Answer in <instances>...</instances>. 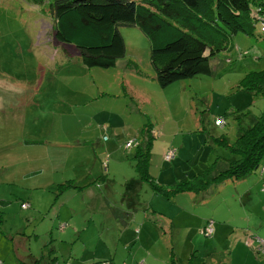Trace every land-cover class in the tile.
<instances>
[{"label": "rangeland", "instance_id": "374dc122", "mask_svg": "<svg viewBox=\"0 0 264 264\" xmlns=\"http://www.w3.org/2000/svg\"><path fill=\"white\" fill-rule=\"evenodd\" d=\"M53 2L0 0V264L3 258L4 264H79L94 249L86 264H108L100 253L102 231L117 264H172L171 251L178 264H264V254L236 227L245 206L264 218V155L245 177L194 190L205 204L190 208H202L205 221L200 226L188 212L178 216L175 239L167 230L172 246L161 231L129 249L115 239L147 122L154 134L149 176L129 188L138 191L130 195L142 208L156 205L171 215L159 184L167 189L163 184L210 177L236 158L228 143L264 105V86L255 91L244 81L264 71L258 26L229 35L226 48L211 56L210 73L161 86L149 39L136 25L118 26L125 51L114 65L87 66L73 44L57 39ZM168 151L174 153L166 159ZM254 181V190L242 193ZM178 201L187 210L188 197ZM208 222L209 234L203 232ZM30 253L39 260L32 262Z\"/></svg>", "mask_w": 264, "mask_h": 264}, {"label": "trees", "instance_id": "16d2710c", "mask_svg": "<svg viewBox=\"0 0 264 264\" xmlns=\"http://www.w3.org/2000/svg\"><path fill=\"white\" fill-rule=\"evenodd\" d=\"M260 1L264 4V0ZM259 4L254 0H54L51 12L57 39L73 44L87 66L114 65L125 51L118 26L136 25L149 39L155 77L165 86L197 73H210L211 56L226 48L231 34L252 33L257 25L264 37L261 28L264 10H258L264 7ZM244 81L249 88L259 91L264 86V71L251 72ZM141 132L146 135L136 144L133 154L137 176L129 178L126 189L149 176L147 168L154 138L151 123L147 122ZM221 139L224 136L218 140ZM228 146L236 153V158L227 161L214 175L178 180L173 187L166 186L167 189L159 184V191L168 195L201 191L213 182L243 178L257 168L264 155V105L250 125L238 128L235 139ZM263 170L264 165L261 172ZM262 187L264 190V182ZM248 239L254 240V237ZM170 258L172 264H176L175 257L171 255ZM38 260L35 257L33 261Z\"/></svg>", "mask_w": 264, "mask_h": 264}, {"label": "crops", "instance_id": "0c3cea01", "mask_svg": "<svg viewBox=\"0 0 264 264\" xmlns=\"http://www.w3.org/2000/svg\"><path fill=\"white\" fill-rule=\"evenodd\" d=\"M76 52L78 53V51ZM154 131L155 130H153V132ZM255 184H256V181H254L248 188L243 189L242 193L250 194L254 190V188L253 189L251 188ZM163 185L167 186L168 188L173 187V184H163ZM134 192L136 193L138 192L136 191V188H134V190L126 189L125 195L127 199L125 198L126 200H124V203H125V207L123 209L124 217L120 218L121 227H118V236L115 237L116 240L117 239L121 240L122 244L125 245L128 249L131 243L137 242L139 244H143L145 241L149 239L150 236H154L157 238L159 235V231H161L160 235L162 239L165 241L167 247L172 246L171 238H170V235L167 233V230L168 228L172 229L173 237L175 239L178 229L182 227V225L178 223L177 220L179 219H177V217L180 216L182 213L188 212L189 215H194L196 217L193 220L194 224L199 223L201 226L205 221L204 216H206V214H205V211L202 210V208L200 211H197L194 213L192 212L190 208V204H193L194 207L205 204V201H204L205 199L203 195H194L192 191L175 192L170 195L165 194L164 192H161L162 196L165 195L167 197L166 198L167 206L169 205L170 212H171V215H168V214H165V209H161L157 207L156 205H150V207L142 208L143 205H142L141 200L138 199L137 197H131L130 194ZM242 193L241 191H237L236 197L239 198V202L243 201L241 197ZM181 195H186L188 197L189 204H187V210H186V207H182L178 201ZM247 200L249 202L253 201V197L248 195ZM139 203H141L140 207H138ZM244 208H247V211L244 210V213L247 212L246 214L247 216L243 215L239 217L241 218V221L243 222V224L236 222L238 233H240L237 236H240V237L247 236V239H248L250 236L251 237L258 236L257 232L263 234L262 236H264V232H260V231H264V223H263L264 218L258 217L255 214V212L251 209L252 208L251 205H250V208H248L247 206H245ZM59 212L60 211L58 209L57 210L58 215H59ZM160 214L164 215L165 218H162ZM216 225H218V223ZM240 226H244V227H240ZM98 240L100 241V246L105 247L104 250L102 249L100 251V253H103L104 256H107L105 257L106 258L105 261H107V263L108 261H110L108 264H117L118 259L115 256L116 251L109 248L107 244L109 242V238L105 237V234L103 233V231L100 232L98 236ZM249 241L252 243L253 239H249ZM94 244L97 247V245H99V242L96 241ZM84 252H85V249H84ZM95 252H96V249H94L93 251H90L88 256L83 255L82 262L81 263L76 262V263L86 264V262H90L89 260L95 254ZM177 254L174 253L173 251H171L170 253V255L175 257L176 264H178L177 261L179 262ZM127 255H131V252L129 251ZM20 257L22 258V261H24L23 255H20ZM29 257L31 258V261L34 262L33 260L35 256L33 255V253H30ZM2 260L4 264L6 261V258H3Z\"/></svg>", "mask_w": 264, "mask_h": 264}, {"label": "built area", "instance_id": "2783aa9c", "mask_svg": "<svg viewBox=\"0 0 264 264\" xmlns=\"http://www.w3.org/2000/svg\"><path fill=\"white\" fill-rule=\"evenodd\" d=\"M254 1H255V2H259V3H260L259 5L264 7V4L261 3L260 0H254ZM252 5H253V7L255 6L253 3H252ZM258 10H264V9L259 7ZM261 28L264 30V19H263V21L261 22ZM223 122H224L223 118L217 117V118L215 119V123H216V124L221 125ZM131 143H132V142H129L128 145H131ZM173 151H174V150H173ZM173 151H168V152L165 154V158H166V159H169V158L173 155V153H174ZM165 158H164V159H165ZM106 163H107V160H106ZM211 230H212V228H211L210 223H209V222L206 223L205 226H204L203 232L209 234V233H211ZM248 240H249V239H248ZM252 242H255V248H256V250H257V249H258V250L260 249L261 251L264 252V237L255 236V237H254V240H253Z\"/></svg>", "mask_w": 264, "mask_h": 264}]
</instances>
